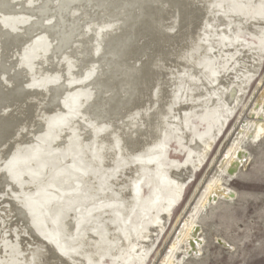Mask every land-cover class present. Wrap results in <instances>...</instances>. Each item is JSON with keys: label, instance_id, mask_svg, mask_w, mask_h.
Segmentation results:
<instances>
[{"label": "water", "instance_id": "water-1", "mask_svg": "<svg viewBox=\"0 0 264 264\" xmlns=\"http://www.w3.org/2000/svg\"><path fill=\"white\" fill-rule=\"evenodd\" d=\"M264 29V0H0V264H127Z\"/></svg>", "mask_w": 264, "mask_h": 264}, {"label": "rangeland", "instance_id": "rangeland-1", "mask_svg": "<svg viewBox=\"0 0 264 264\" xmlns=\"http://www.w3.org/2000/svg\"><path fill=\"white\" fill-rule=\"evenodd\" d=\"M258 45L259 41L257 40L249 55H253L258 50L256 49V46ZM260 58L259 72L257 71L256 74L252 73V75H250L245 80V87L242 91L243 93L241 94V100L237 105H235V111L232 112L228 118L225 117L227 120L225 121L222 130L217 133L215 140L212 142L211 148L208 150L206 155V160H204L203 163L198 167L192 168L193 170L191 169V177L185 182V186L181 191L178 200L172 204L169 209V211L171 210L169 215L165 217L166 223L164 229L159 231V234H155L153 237V244L151 243V245H146V250H144L141 257L132 255L129 259V263H161V260L166 255V253L171 251L170 249L172 246V241H174V239L177 237V233L179 234L180 230L182 229L184 218L190 215L194 206H197L195 204H198V200L203 197L201 194H204L203 192L206 190L208 180L210 183L217 171L224 179L223 182H227L225 187L228 190L230 189L232 193L234 192L233 197H218L214 202H210L203 209L204 211H195V223L198 226L197 238L199 236L198 239L201 241L199 251L197 254L192 253L184 255L181 252L184 249L183 246L185 247V245L181 243L182 245L180 244L178 246L181 248L174 252V256L181 261L180 264H264V136L263 139L260 138L261 140L258 139L255 141L252 139H246L241 134L239 136V139L241 140L240 146L243 147L241 148V151L245 153V159H247V162L244 160L242 165L240 164L237 167L236 172L233 173L234 176L232 175L227 177L225 173L219 170V166H221L227 153L230 152V147L232 148V146H234V141L238 136H236V134H238L237 132H239L241 129L240 124L244 125L246 118L248 120L255 119L250 118L249 111L256 103L258 98L257 96H259L260 93L264 91V56ZM244 64H246V62H244ZM243 66L245 67V65H242V67ZM260 106L257 108V111H260ZM189 162L190 157L186 163ZM223 166L225 167V164L222 165V168L224 169ZM241 168L243 169L241 170ZM243 183H246V186ZM255 186H258L259 189ZM257 190H260V192ZM243 200L245 201L243 202ZM212 210L214 211L212 212ZM202 212H204V214ZM152 221H156L155 216Z\"/></svg>", "mask_w": 264, "mask_h": 264}, {"label": "bare ground", "instance_id": "bare-ground-1", "mask_svg": "<svg viewBox=\"0 0 264 264\" xmlns=\"http://www.w3.org/2000/svg\"><path fill=\"white\" fill-rule=\"evenodd\" d=\"M259 45L256 46V49H258L253 55H249L245 62V67H241L239 70L237 76L235 77L234 81L232 82L230 88L228 89L227 93L225 94L223 98V102L221 101L220 105L218 106L216 112L214 113L213 117L211 118L209 124L207 125L206 129L204 130L202 136L200 137L199 141L197 142L195 148L193 149L192 153L190 154V162L186 163L181 172L179 173L177 179L175 180L174 184L172 185L170 191L168 192L167 196L165 197L163 203L161 204L160 208L158 209L155 217L156 221H151L149 227L147 228L146 232L144 233L142 239L140 240L139 244L137 245L135 251L132 255L136 257H141L144 250H146V245L153 244L154 239L153 237L155 234H159V231H162L165 226V217H167L170 213L169 209L176 202L181 194V191L183 190L185 186V182L191 177V169L196 168L199 165L203 163L204 160H206V155L208 153V150L211 148L212 142L215 140L217 133H219L222 130L223 125L225 124V121L227 120L228 116L235 111V105H237L241 100V94L243 93L245 80L252 75V73H255L259 70L260 66V57H263L264 54V29L262 33L260 34L259 38ZM256 68V70H255ZM259 72V71H258ZM258 79V78H257ZM236 89V90H235ZM235 90V91H234ZM256 96V95H255ZM256 103L253 105V107L249 111L250 118H255L254 120H248L246 118L245 124H240V131L236 134V139L234 141V146L232 148L230 147V152L227 153L225 159L223 160L221 166H219V170L227 175V177H230L233 175V173L236 172L237 167L242 162L247 159H245V153L242 152L240 146L241 140L239 139V136L242 134L244 138L246 139H252V140H258L260 138L263 139L264 136V91L260 93L259 96H257ZM255 102V101H254ZM263 104V105H261ZM261 105V106H260ZM261 107L260 111H257L258 107ZM233 115V114H232ZM246 115V114H245ZM226 117V118H225ZM239 117V116H238ZM245 118V117H244ZM241 121V120H240ZM239 124V123H238ZM243 124V123H242ZM228 128V127H227ZM238 130V129H237ZM228 131V130H227ZM226 132V131H225ZM221 134V133H220ZM235 136V135H234ZM230 138V137H229ZM224 139V137H223ZM233 139V138H232ZM220 140V139H219ZM251 140V142H252ZM261 140V139H260ZM222 141V140H221ZM233 141V140H231ZM218 143V142H217ZM258 143V142H257ZM245 144V143H244ZM218 146V145H217ZM245 148V147H244ZM227 150V149H226ZM212 151V150H211ZM228 151V150H227ZM213 152V151H212ZM224 153V152H223ZM248 154V153H247ZM247 156V155H246ZM213 157V155H212ZM211 159V158H210ZM209 160V159H208ZM247 162V161H246ZM219 163V162H218ZM225 164L224 169L222 168V165ZM248 164V163H247ZM205 165V163H204ZM208 165V163H207ZM215 165V164H214ZM220 165V164H219ZM216 166V165H215ZM218 166V165H217ZM205 167V166H204ZM244 167V166H243ZM246 167V165H245ZM203 168V167H202ZM243 168H241L242 170ZM193 170V169H192ZM218 170V168H217ZM215 171V170H213ZM213 173V172H212ZM237 175V174H236ZM210 176V174H209ZM208 176V177H209ZM213 176V175H212ZM234 176V175H233ZM207 177V179H208ZM224 177V175H223ZM226 177V178H227ZM236 177V176H235ZM239 177V176H238ZM237 177V178H238ZM225 178V177H224ZM234 179V178H233ZM242 179V178H241ZM223 178L219 172L216 171L213 179L206 186L204 194L201 196L200 200H198V204H195L197 206H194L192 209V212L188 217L183 216L184 220L182 223V229L180 230L179 234L177 233V237L172 241L171 251L166 253L161 260L160 264H180V260L174 256V252L177 249H180L178 246L183 243L185 247L183 246V250L181 253L184 255L188 254H197L200 248L201 241L197 238L198 234V226L195 223V211L202 210L210 203L214 202L216 198L222 197V198H231L233 197V193L228 190L225 187V184L227 182H223ZM236 180V178H235ZM232 181V180H231ZM248 181V180H247ZM205 182V181H204ZM244 182V181H243ZM251 182V181H250ZM247 183V182H246ZM245 183V184H246ZM203 184V183H202ZM229 184V183H228ZM242 184V183H241ZM244 184V183H243ZM244 184V185H245ZM250 185V184H249ZM240 186V185H239ZM246 186V185H245ZM248 186V185H247ZM263 186V185H262ZM203 187V186H201ZM205 187V186H204ZM258 188V186H255ZM233 188V187H232ZM245 188V187H244ZM261 188V187H260ZM264 188V187H263ZM205 189V188H204ZM240 189V188H239ZM250 190V188L248 187ZM259 189V188H258ZM203 190V189H202ZM238 190V189H237ZM240 191V190H239ZM260 192V190H257ZM200 192V191H198ZM171 193V194H170ZM250 193V192H249ZM251 194V193H250ZM254 194V192H253ZM238 195V194H237ZM257 195V194H256ZM198 196V195H197ZM196 196V197H197ZM244 196V195H243ZM252 196V195H251ZM259 196V193H258ZM262 196V195H261ZM240 197V196H239ZM244 198V197H243ZM249 198V197H248ZM255 198V196H254ZM261 198V197H260ZM234 199V198H233ZM256 199V198H255ZM236 200V198H235ZM241 200V199H240ZM262 200V199H261ZM260 200V201H261ZM194 201V199H193ZM192 201V202H193ZM229 201V200H228ZM234 201V200H233ZM245 200H243L244 202ZM249 201V200H248ZM259 201V200H258ZM227 202V201H225ZM237 202V201H236ZM242 202V201H241ZM220 203V202H219ZM218 203V204H219ZM228 203V202H227ZM240 204V203H239ZM211 205V204H210ZM232 205V204H231ZM185 206V205H184ZM192 206V205H191ZM213 206V205H211ZM226 207V206H225ZM234 208V207H233ZM185 209V208H184ZM183 209V210H184ZM190 209V206H189ZM208 209V208H207ZM210 209V208H209ZM217 209V208H215ZM230 209V208H229ZM182 210V211H183ZM188 210V209H187ZM214 210H212L213 212ZM190 212V210H189ZM206 212V211H205ZM209 212V211H208ZM211 212V211H210ZM211 212V213H212ZM204 214V212H202ZM208 214V213H207ZM205 216V215H204ZM208 216V215H207ZM212 217V216H211ZM198 218V217H197ZM203 218V217H202ZM206 218V217H205ZM204 218V219H205ZM209 218V217H208ZM201 219V218H200ZM182 220V219H181ZM198 221V220H196ZM200 221V220H199ZM232 221V220H231ZM235 222V221H233ZM223 224V223H222ZM222 226V225H221ZM180 227V226H179ZM225 228V227H224ZM214 230V229H213ZM219 230V229H218ZM161 233V232H160ZM203 233V232H202ZM176 234V233H175ZM200 235V234H199ZM202 235V234H201ZM206 236V235H205ZM174 237V236H173ZM222 238V237H221ZM206 240V239H205ZM203 241V240H202ZM206 242V241H205ZM209 243V242H208ZM225 244V243H224ZM171 245V244H170ZM182 245V244H181ZM206 246V245H205ZM170 248V247H168ZM167 252V251H166ZM204 252V251H203ZM191 256V255H190ZM186 257V256H185ZM200 257V256H199ZM184 258V257H183ZM161 259V258H160ZM186 259V258H185ZM190 259V258H189ZM197 259V257H196ZM187 260V259H186ZM160 261V260H159ZM196 261V260H195ZM127 264H131L128 263Z\"/></svg>", "mask_w": 264, "mask_h": 264}]
</instances>
